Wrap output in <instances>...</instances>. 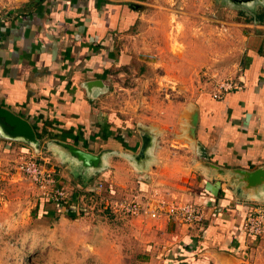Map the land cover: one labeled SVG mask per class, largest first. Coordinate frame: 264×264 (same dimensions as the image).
<instances>
[{
	"label": "crops",
	"instance_id": "0c3cea01",
	"mask_svg": "<svg viewBox=\"0 0 264 264\" xmlns=\"http://www.w3.org/2000/svg\"><path fill=\"white\" fill-rule=\"evenodd\" d=\"M137 7L128 0H0L6 14L0 22V106L26 118L35 133L44 130L49 139L102 153L103 168L112 155L138 149L141 135L153 136L145 161L121 158L110 177L120 194L159 210L146 228L154 240L149 257L136 264H264V233L250 236L241 227L246 207L264 202V51L255 52L263 38L249 43L240 89L219 100L202 94L184 100L176 117L170 101L162 108L152 99L145 113L134 106L125 114L121 86L111 93L107 76L137 63L125 45L112 46L115 31L146 18ZM193 106L192 137L187 112ZM258 168V181L242 173ZM172 202L197 203L204 216L195 224L167 216L163 210Z\"/></svg>",
	"mask_w": 264,
	"mask_h": 264
},
{
	"label": "rangeland",
	"instance_id": "374dc122",
	"mask_svg": "<svg viewBox=\"0 0 264 264\" xmlns=\"http://www.w3.org/2000/svg\"><path fill=\"white\" fill-rule=\"evenodd\" d=\"M128 2L139 6L146 18L139 16L115 31L112 46L125 45L139 58L132 67L122 65L121 73L107 76L111 93L116 84L121 86L125 114L134 106L136 112L145 113L153 107L150 99L159 106L170 101L174 117L176 105L184 100L195 101L200 94L219 100L241 88L252 37L263 38L255 52L264 51V0ZM227 82L233 88L225 91L221 84ZM193 108L187 112L188 132L194 109L198 114ZM142 136L138 149L112 155L105 168L86 175L76 162L58 159L53 140L46 136H36L33 145L0 133V264H136L149 257L147 246L154 240L146 228L154 218L123 213L115 203L146 201L124 191L120 194L110 179L115 161L140 164L147 159L154 139L149 135V148L141 158ZM28 157L60 174L63 181L58 184L72 193L67 205L53 201L18 170L19 162ZM67 206H74V215H69Z\"/></svg>",
	"mask_w": 264,
	"mask_h": 264
},
{
	"label": "built area",
	"instance_id": "2783aa9c",
	"mask_svg": "<svg viewBox=\"0 0 264 264\" xmlns=\"http://www.w3.org/2000/svg\"><path fill=\"white\" fill-rule=\"evenodd\" d=\"M5 15L3 9L0 8V22L4 21ZM221 87L225 91H228L233 88V85L227 82L225 84L222 83ZM214 97H219V94L214 93ZM18 170L32 183L40 187L43 193L48 195L53 201L59 202L62 205L69 203L72 193L57 183L51 167L28 157L19 162ZM99 187L104 188V184L100 182ZM111 191L110 188L109 192ZM115 203L126 214L150 216L153 218L159 216L157 207H151L148 202L117 200ZM163 211L167 216L179 218L182 222L190 224L199 222L204 216L202 207L194 202H172ZM241 227L250 236L260 237L264 233V202H254L246 207Z\"/></svg>",
	"mask_w": 264,
	"mask_h": 264
},
{
	"label": "water",
	"instance_id": "95a60500",
	"mask_svg": "<svg viewBox=\"0 0 264 264\" xmlns=\"http://www.w3.org/2000/svg\"><path fill=\"white\" fill-rule=\"evenodd\" d=\"M197 111L194 109V112L190 120L189 135L192 137L195 135V127L197 124ZM0 133L3 137L11 138H20L29 141L31 144L36 145L37 137L35 130L32 124L24 117L14 113L10 109L0 106ZM151 137L148 134H143L142 136V146L140 148V157L145 156L146 150L149 148L148 143ZM50 143L54 148L62 151L72 162H76L81 169L91 168L94 171L99 170L103 166L102 153H91L80 147H77L71 143L62 142L56 139H52ZM201 154H205L204 148L199 147ZM243 174L248 175V180L258 181L263 175V172L260 168L252 172H242Z\"/></svg>",
	"mask_w": 264,
	"mask_h": 264
},
{
	"label": "trees",
	"instance_id": "16d2710c",
	"mask_svg": "<svg viewBox=\"0 0 264 264\" xmlns=\"http://www.w3.org/2000/svg\"><path fill=\"white\" fill-rule=\"evenodd\" d=\"M33 127H34V129H36V126H33ZM41 133H45V131L42 130ZM41 133H40V131H39V132H36V136H37L38 138H40V137L42 136ZM52 137H54V134H51V137H50V138H52ZM77 139H78V137L75 138V141H77ZM63 206H65V205H63ZM66 209H67V211L70 213L69 215H74V211L72 210V208H71L70 206H67Z\"/></svg>",
	"mask_w": 264,
	"mask_h": 264
}]
</instances>
